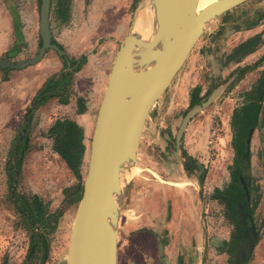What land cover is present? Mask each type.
<instances>
[{"label":"rangeland","instance_id":"1","mask_svg":"<svg viewBox=\"0 0 264 264\" xmlns=\"http://www.w3.org/2000/svg\"><path fill=\"white\" fill-rule=\"evenodd\" d=\"M140 1L49 2L51 39L61 47L63 54L58 56L52 49H47L46 54L28 69H33L31 79L37 78L42 82L50 77L56 79L64 71L70 74L62 78L63 84L57 88L59 92L56 96L48 97L32 110L26 125L27 145L14 193L37 196L46 217L44 224L33 229L41 235L43 242L41 250L33 255L32 264H66L64 236L68 239L71 218L80 197L90 135L106 82L99 72L103 65L101 58L107 50L108 33L121 27L122 14L130 19ZM17 4L24 6V10L29 6L28 0ZM38 5L39 0H35L32 10H38ZM90 6L94 9L89 10ZM60 8L66 9L62 15H59ZM231 9L229 14L219 15L207 25L219 27L214 40L203 45L201 52L197 51L199 42L193 44L169 86L148 109L133 162V173L126 176L129 185L117 232L115 264H233L234 252L241 250L238 239L233 240L237 229L229 211L214 197L213 189H221L229 181V166L234 157L231 147L233 131L229 124L231 112L245 101L244 93L255 85L264 69L262 59L243 72L237 71L252 65L261 57L259 53L264 51V28L257 30L264 27V0H245ZM21 16L24 21L23 42L15 46V57L10 53L0 55V59L13 62L29 59L39 46L36 23L31 36L30 25L25 23L28 13L22 11ZM246 27L258 31L255 34L257 38L254 43L251 39L241 45L237 55L241 56L251 48L255 52L243 57L239 64H233V61L222 64L224 31ZM80 56L84 57L82 63ZM69 59H75L77 63L80 61L78 67L76 64L70 69L66 67ZM9 70H0V73L9 74ZM192 84L198 90L194 101L190 102ZM216 87L220 88L217 96L187 122L175 159L174 134L181 118ZM35 93L29 91L28 85L24 91H0V262L5 259V264H29L24 257L30 230L8 199L6 166L7 153L24 108ZM62 119L80 127L85 147L78 170L80 191L75 193L73 202L70 199L78 180L54 150L53 138L48 134V128L54 121ZM246 139V173L250 178L252 195H258V202L249 215L258 237L245 264H264V224L258 226L264 207V95L256 124L249 135L247 133ZM182 153L191 157L186 162L191 169L188 175L183 170L185 159ZM174 167L180 171L178 176L173 174ZM183 214L187 217L185 227L181 228L179 223L175 227L177 235L182 231L187 233V240L178 244L172 239L169 243L171 237L167 236V231L161 233L159 230V217L167 220L169 217L180 218ZM243 235L244 232L241 237ZM157 243L168 244V255L163 249L160 253L157 251ZM230 248L232 251H228Z\"/></svg>","mask_w":264,"mask_h":264},{"label":"water","instance_id":"2","mask_svg":"<svg viewBox=\"0 0 264 264\" xmlns=\"http://www.w3.org/2000/svg\"><path fill=\"white\" fill-rule=\"evenodd\" d=\"M244 1L213 0L200 8L198 0H141L136 5L109 67L97 107L81 193L69 233L66 264H115L117 232L129 185L124 174L133 167L148 109L164 91L207 25ZM49 2L39 0V46L35 54L14 62L0 59V68L18 70L32 65L45 49H52L62 56V49L51 42ZM9 12L15 41L19 42L21 31L17 13L13 7ZM141 14L146 17L145 35L136 28ZM160 20L163 29L157 38L155 25ZM219 91V87L212 89L203 101L191 106L181 118L174 134L175 159L187 122ZM247 133L249 135L250 130ZM238 181L248 199L244 179L239 176ZM236 218L242 225H247L246 237L237 242L241 250L234 252L233 264H245L257 241L258 231L241 206L236 210Z\"/></svg>","mask_w":264,"mask_h":264},{"label":"trees","instance_id":"3","mask_svg":"<svg viewBox=\"0 0 264 264\" xmlns=\"http://www.w3.org/2000/svg\"><path fill=\"white\" fill-rule=\"evenodd\" d=\"M65 10V8H60L59 15L64 14ZM51 42L54 43L52 39ZM15 43L17 45L20 43V41H15ZM57 46L61 49L59 45ZM83 58V56H80L81 63L84 61ZM262 59H264V54L261 55V57L252 65H247L240 68L239 72H243L245 68L254 66L259 60ZM80 61H78L77 63L75 59H69L68 66L66 67L70 69V66H72L73 64H76V66L78 67ZM0 69L2 71L8 70L6 68ZM69 74V71H64L60 73L56 79L50 77L43 82V84L31 98L29 104L24 108L22 120L17 127L15 136L12 139L9 151L7 153L8 164L6 166V176L9 181L7 187V196L8 199L12 201L15 211L25 219L30 230V233L28 235L29 242L24 257L25 260L29 261V264H32L31 260L33 259V255L41 250V242H43V238L41 237V235L35 232L33 229H35V226L44 224L46 217L43 214V206L41 205L40 200L37 198V196H25L14 193L15 180L20 168L23 151L27 145L25 138V131L27 128L26 125L31 118L32 110L48 97L56 96L59 92L57 91V88L62 87V78L66 77V75ZM197 90V86H194L191 89L189 97L190 102L194 101V95ZM263 95L264 69L259 73L255 85L252 86L250 90L244 93L245 101L239 107L234 108L231 112L229 124L233 131L231 147L234 150V157L232 159L231 165L229 166V181L223 188L213 189L214 197H216V199H218L219 202H221L223 206H225L229 211L231 221L234 223L237 229L233 240L239 239L242 235V232H245V225H242L240 221L236 220L237 208L241 206L243 211L250 214L254 206L258 202V195H252V190L249 185L250 178L248 177V173H246L248 170V160L246 154L247 148L245 139L247 136V132L256 124L260 109V102ZM48 131L49 136L53 138L54 150L59 154L66 166L71 171H73L75 177L78 180L77 185L75 186V190L73 191V196L70 199V202H73L76 196L75 193L77 191H80L81 178L78 170L85 149L82 142V131L80 127L67 119L55 120L54 123L48 128ZM182 156L185 159V162L183 163V170L188 175L191 169L188 167V164L186 162H188L191 157L186 153H182ZM239 176H241L245 181L249 199H246L242 191V188L238 181ZM76 199L78 198L76 197ZM261 224H264V207L262 217L258 226ZM228 251H232V249L230 248L228 249ZM0 264H5V259H2Z\"/></svg>","mask_w":264,"mask_h":264},{"label":"crops","instance_id":"4","mask_svg":"<svg viewBox=\"0 0 264 264\" xmlns=\"http://www.w3.org/2000/svg\"><path fill=\"white\" fill-rule=\"evenodd\" d=\"M21 1L22 0H0V55L13 53L10 55H13L12 57L16 56V54H14L15 53L14 50L16 46L15 38H14V25H13L12 18L9 12L10 7L15 8L17 16H18V21H19V26H20V31H21V41L20 42H23V36H24L23 35L24 34V28H23L24 21H22V16H21L22 11H25L28 13V19H26L25 23H28V25H30L29 30H30L31 36H32V32H34L32 31L34 23H36V33H37L38 10H35V11L32 10L35 0H28L29 6L25 10H24L25 8L24 6H19V4H17V3H21ZM90 9H94V8L90 6L89 10ZM231 10L232 9H229L223 14H229ZM223 14H221L220 16H222ZM128 22H129L128 17L126 18L124 14H122V17L120 19L121 27L117 29H112L108 33L110 37H109L108 44H107V50L105 54L103 55V57L101 58L103 62L102 69L99 72L101 79H102V75H103V78L105 79L107 77L109 67L113 60L115 52L118 48V45L126 32ZM48 24H49V17H48ZM219 24L221 25L222 23H219ZM259 28L260 29H257V30H261V28H264V27L261 26ZM218 29L219 27L217 28L216 25H214L213 27L207 26L205 28V30L201 33V35L196 40V42H199L198 44L200 47L197 50L198 52L202 51L203 45L206 46L207 42H209L210 40H214V35L219 32ZM256 32L258 31L252 30L249 27L231 28V30H228L226 32L224 31V34H223L224 36L222 37L224 48L221 49V52L223 50V53H221V56H222L221 63L224 64L229 61H233V64H239V62L243 59V57H246V55L252 54V52H255V49L252 50L251 48V50L247 49L245 52H243L242 53L243 55L241 56L237 55V49L241 47V45H243L246 41H250L252 39L253 43L255 42V38H257V36L255 35ZM51 37H52V34H51ZM219 41L221 42V40ZM263 54H264V51L260 52L259 56ZM29 66H34V65H28L25 68L18 69V70H9V74L0 73V91H24L26 90V86L28 85L29 91L36 92L40 88L43 82L38 80L37 78L31 79L33 69H28L30 68ZM237 71L239 72V70ZM3 75H5V77ZM168 86H169V83H168ZM194 86L195 85H193L192 88ZM244 91H246V89H244ZM148 113H149V110L147 114ZM143 128H144V125L142 126V130ZM138 146H139V142H138ZM169 206H170L169 207V210H170L171 205ZM182 210H183L182 212L185 211L184 208ZM159 218L160 220L157 222L159 224V230L161 233H164L165 231H167L166 233L167 236L171 237V239L169 240V243L172 239L176 243L178 241V244H181L182 242L187 240L186 239L187 233L182 231L180 235H177V231L175 227L177 223L181 225V228L185 227L187 223V217L185 214L181 215L180 218L179 217H169L167 220H165V218L162 219V217H159ZM155 246H156V241H155ZM159 248H161V250L163 249L164 250L163 252H165V254L168 253V249H169L168 244L157 243V249Z\"/></svg>","mask_w":264,"mask_h":264},{"label":"bare ground","instance_id":"5","mask_svg":"<svg viewBox=\"0 0 264 264\" xmlns=\"http://www.w3.org/2000/svg\"><path fill=\"white\" fill-rule=\"evenodd\" d=\"M211 1H213V0H198V5L197 6H198V8H200V7L204 6V5H207ZM136 28L138 29L139 32L143 33V35L146 34V32H147V28H146V17H144V14L139 15V17L137 19V23H136ZM162 29H163V24H162V22L160 20L155 25V35H156L157 38L160 37L161 32H162ZM172 171H173L174 176H178L179 173H180V171H179V169L177 167L176 168L175 167L172 168ZM129 173H133V167L130 169V171H128L127 173L124 174L125 179H126V176L129 175ZM175 183L176 184H180V182H175ZM75 211H76V209H75ZM73 217H74V215L71 218L70 225L72 224ZM64 238H65V245H66V249H65V253H66L69 236H68V239H66L65 236H64Z\"/></svg>","mask_w":264,"mask_h":264},{"label":"flooded vegetation","instance_id":"6","mask_svg":"<svg viewBox=\"0 0 264 264\" xmlns=\"http://www.w3.org/2000/svg\"><path fill=\"white\" fill-rule=\"evenodd\" d=\"M45 50H47V49H45ZM245 237H246V234L243 235V237L239 238L238 240H240V239H244ZM238 240H237V241H238ZM157 251H159V253L162 252V250H159V249H157ZM159 260H160V259H159Z\"/></svg>","mask_w":264,"mask_h":264}]
</instances>
